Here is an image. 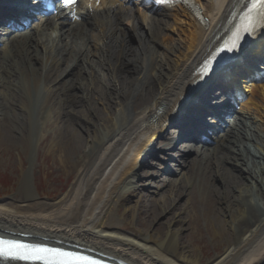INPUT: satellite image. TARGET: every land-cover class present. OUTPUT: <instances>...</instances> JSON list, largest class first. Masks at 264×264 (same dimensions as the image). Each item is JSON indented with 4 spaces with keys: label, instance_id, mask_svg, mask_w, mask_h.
I'll list each match as a JSON object with an SVG mask.
<instances>
[{
    "label": "bare ground",
    "instance_id": "6f19581e",
    "mask_svg": "<svg viewBox=\"0 0 264 264\" xmlns=\"http://www.w3.org/2000/svg\"><path fill=\"white\" fill-rule=\"evenodd\" d=\"M13 1L18 5L23 2L0 0V20L13 17L14 7L7 5ZM139 1L135 0V6ZM78 5L76 22H69L67 15L59 13L42 23H34L33 29L26 33L8 35L0 31L3 36L0 107L11 110L13 115L16 107L21 110L14 99L15 89L35 102L43 96L34 107L35 123L40 124L47 116V104L53 102L54 93L49 86L52 77L69 79L61 107L73 139L64 141L68 147L66 143L56 146L64 149L61 162L68 163L75 172L69 189L52 204L32 203L33 194L23 180L25 189L20 201H0V236L72 250H78L75 246H79L85 249L82 251L91 250L124 264H264V211H256L255 202L240 183L242 179L248 181L257 196L264 198V163L244 147L246 141L261 145L263 150L258 158L264 159V140L257 129L244 121L234 123L233 119L212 136L215 146L204 145L202 151L195 148L181 151L182 156L192 155L181 161L182 175L188 184L198 181L207 195L205 217L219 228L222 248L216 256L208 262L182 261L180 252H186V246L172 230L154 245L146 235L139 234V239H135L105 227L114 203L134 191L117 193L119 186L135 176L136 165L166 125L177 119L180 137H193L198 131L201 113L197 116V112L202 111L203 97L213 84L219 87L224 83L232 90L231 100L221 96L218 107L229 104L248 110L254 106L264 116V81L253 82L264 70V27L254 38L250 34L247 48L221 70L223 82L205 84L201 91L197 89L210 82L215 73L213 67L207 75L202 72L206 63L222 65L232 52L226 51L225 46L237 31L241 41L240 12L246 0H188L186 6L166 3L160 7L146 5L143 10L132 7L127 0H99L95 10L85 8L82 3ZM99 72L105 78L100 79ZM106 89L111 92L106 93ZM76 90L85 92L89 98L92 92L102 96L108 112L111 100L116 102L113 121L103 137L83 141L78 134L77 109L83 101ZM22 102L21 106L30 108ZM5 109L0 110L1 125L10 121ZM213 112L223 111L209 110ZM100 117L98 121L105 125L107 117ZM71 153H75L73 157ZM223 163L231 166L239 163L245 172L242 169L237 174L229 172ZM218 178L220 192L212 184ZM173 192L178 194V190ZM219 199L225 201L223 209L217 207ZM127 212L129 208L124 214ZM0 264L28 263L0 261Z\"/></svg>",
    "mask_w": 264,
    "mask_h": 264
},
{
    "label": "rangeland",
    "instance_id": "374dc122",
    "mask_svg": "<svg viewBox=\"0 0 264 264\" xmlns=\"http://www.w3.org/2000/svg\"><path fill=\"white\" fill-rule=\"evenodd\" d=\"M98 77L100 79L103 77L100 72ZM52 78L53 81L49 86L54 93L53 102L51 105L47 104V116L42 123H35L34 107L43 96H39L35 102L21 90L15 89L14 99L21 110L16 107V114L13 115L11 110L0 107V110L5 109L10 119L4 125L0 123V201L3 203L21 200L25 189L22 185L23 180H26L28 189L33 194L31 202L38 205L57 202L74 182L75 172L69 168L68 163L65 164L60 160L64 149L56 146L73 139L69 136L71 132L66 124L68 120L63 117V107H61V97L67 89L64 86L69 79L63 76ZM63 80H65L64 84ZM113 83H110L112 87H114ZM99 85L105 86L100 82ZM106 90L108 94L111 92V89ZM75 93L80 95L83 101V105L77 109L80 114V120L77 119L79 125L77 127L80 130L78 134L83 141L92 137H103L113 121L116 102L113 103L111 100L108 112L104 103L102 104V96L92 92V97L89 98L83 91L76 90ZM22 101L29 104L30 108L21 106ZM248 110L241 106L238 117L233 122L244 121L246 125H252L264 140V116L261 111L256 112L254 106ZM100 115L107 117L105 125L102 121H98ZM65 140L67 141L64 142ZM171 144L174 148H170ZM66 145L68 147L67 143ZM151 147L145 151L147 154L136 165L135 176L128 177L119 186L117 193L134 191L131 196L114 203L105 227L135 239H139V234L146 235L151 239L150 244L154 245L162 240L167 231H175L186 246V252H180L182 261L192 262L199 259L208 262L221 250L222 238L218 234L219 228L212 220L205 217L207 195L202 192L197 180L191 184L186 182L187 179L182 175L184 165H181L183 159L192 156L191 154L182 156L181 151L187 148H195L199 151L200 146L179 140L175 129L168 124L163 132L152 140ZM244 147L255 153L257 161L264 163V159L258 158L259 152L263 150L261 145L246 141ZM73 154L75 153H71V157L74 156ZM235 164L233 167L223 163V166L234 174L241 169L245 172L243 165ZM168 182H170L169 187ZM240 183L244 184V190L247 189L251 195V199L256 204V211H264V198L257 196L248 181L242 179ZM212 184L217 187L218 192L221 191L219 178ZM173 189L178 190L177 195ZM228 193L232 195L233 191L229 188ZM224 202L219 199L217 207L223 209ZM128 208L129 212L124 214ZM144 223L147 225L146 229ZM225 228L230 232L227 224Z\"/></svg>",
    "mask_w": 264,
    "mask_h": 264
},
{
    "label": "snow or ice",
    "instance_id": "6c2138e0",
    "mask_svg": "<svg viewBox=\"0 0 264 264\" xmlns=\"http://www.w3.org/2000/svg\"><path fill=\"white\" fill-rule=\"evenodd\" d=\"M99 4V0H95ZM78 4V0H63L64 7H72ZM256 13L261 19H264V0H252L248 9L246 23L242 28L243 32L251 33L256 27ZM69 15L78 18L76 11H71ZM240 31H237L228 45L225 46L226 51H234L239 46ZM211 69V61L206 63L202 72L207 75ZM48 256L59 258V264H98V262L90 257L78 256L73 253L62 252L58 249H48L40 246H29L14 240L0 239V257L24 260H45Z\"/></svg>",
    "mask_w": 264,
    "mask_h": 264
},
{
    "label": "clouds",
    "instance_id": "9594fccd",
    "mask_svg": "<svg viewBox=\"0 0 264 264\" xmlns=\"http://www.w3.org/2000/svg\"><path fill=\"white\" fill-rule=\"evenodd\" d=\"M81 3L85 8L89 10H95L99 7V5L94 3L93 0H81Z\"/></svg>",
    "mask_w": 264,
    "mask_h": 264
}]
</instances>
